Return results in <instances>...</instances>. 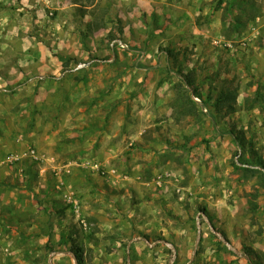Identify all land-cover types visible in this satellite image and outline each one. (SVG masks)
<instances>
[{
  "label": "rangeland",
  "instance_id": "rangeland-1",
  "mask_svg": "<svg viewBox=\"0 0 264 264\" xmlns=\"http://www.w3.org/2000/svg\"><path fill=\"white\" fill-rule=\"evenodd\" d=\"M32 1L0 0V264L49 256L44 230L73 264H264V0H156L124 51L126 7ZM81 27L109 49L38 70Z\"/></svg>",
  "mask_w": 264,
  "mask_h": 264
},
{
  "label": "crops",
  "instance_id": "crops-1",
  "mask_svg": "<svg viewBox=\"0 0 264 264\" xmlns=\"http://www.w3.org/2000/svg\"><path fill=\"white\" fill-rule=\"evenodd\" d=\"M37 1L40 2L41 4H43L41 0H37ZM49 1H51V0H49ZM65 1L68 3L70 8H75V7L81 8V7H83V8H90L91 9L92 7H95L97 2H101L104 6L111 7L113 9H114L115 5L122 6L123 10L126 7L127 11H129L128 13L132 16H135V18H136L134 21L133 27L130 28V26H128L127 23H125V24L123 23L122 26L124 25V27L121 31L118 30L117 33L113 31L114 33H112V34H116V38L113 39L112 41L120 39L124 43L127 44V47L133 46V47H137L139 49L143 48L147 44H150V42H151V35H150L151 32L149 29V24L151 22V15L153 14V11L151 10V5L153 2L155 3L156 0H95V2L90 3V4H87V2L85 0H63V2H65ZM21 2H24L25 5L28 6V8H33V7L38 6L32 0H21ZM83 4H86V5H83ZM42 11H43V9L40 10L39 13H41ZM111 28L114 29L113 27H111ZM111 28L103 27V28H99L97 30L95 29L91 33L89 31H85V29L83 27H81V29L78 28L79 31L82 30V32H80V34H76V36L70 37L69 39H66L65 37H63V39H61L59 37L58 39H60V41L59 42L53 41L51 44V47L52 46L56 47V49H58V52H60L58 54L62 55L65 58L64 61L69 62L71 64V67H72V66L78 64V62H81V61L87 59L86 55L87 54L89 55V52L91 54H94V52L99 53V52L108 50L109 49V48H107L108 44L105 45L107 49L102 50L100 48V46H103V42L99 41L100 40L99 37L101 35L103 36V34L105 33V31H107V29L110 30ZM86 30H87V28H86ZM96 32H97V34H95ZM122 34L124 36L123 39L121 38ZM107 35H108V33H107ZM81 37H85V39H83ZM54 38H55V40H57L56 37H54ZM91 38H93V39H91ZM102 38L103 37H101V39ZM95 41H96V43H95ZM110 46L112 47V45H110ZM116 46H119V45H116ZM38 47H39V51L41 53H43V58L46 59V60H44L40 57V61L42 64H40L38 66V70H40L43 73L45 71H48L49 73L51 72V74H54L55 76L64 75V72L66 69V68L65 69L63 68L64 61L60 60L57 55L53 54V52L50 49V46L47 45L46 43L41 41L38 43ZM121 48L122 47L119 46L118 50L125 49V48H122V49ZM122 51H124V50H122ZM84 54H85V59H84ZM153 86H154L153 88L156 89V87H157L156 81H154ZM149 88H151V86H149ZM9 124L12 126V124H13L12 121L9 122ZM1 130L3 131V127H0V131ZM11 130L13 131L12 128H11ZM3 138L4 137L1 138L2 142H3ZM10 138H11V135L9 136V139ZM10 145H11V143H10ZM16 145L18 146V144H16ZM11 148H13L12 145H11ZM68 197H71V199H73V196L68 195ZM68 199H70V198H68ZM39 202H38L39 205H41V201H39ZM8 204L11 205L10 207H12V209H13L14 206H16L18 208V206L20 205V202L18 201V199L12 200V201H9L8 199L3 200V205H2L3 207L8 206ZM10 207H8V209ZM0 218H2V215H0ZM22 219L28 221V219H26V218H20L19 221L22 222L21 221ZM2 220L4 221V219H2ZM37 220H38V218H37ZM29 221L32 222L35 220H33V218H32V219H29ZM229 222L231 224H239L240 220L236 217L235 219H233L232 221H229ZM36 226L37 225L34 224L31 227V229L37 228ZM44 231L41 232L40 236L37 239H40V240L44 239V240H42V242L44 241L47 243V244L45 243L46 244L45 247L48 249L53 248V250L50 251L47 249L51 253L49 254V256H45V257L41 258V260L33 258L34 261L32 264H73L74 258H72L71 256L66 258L65 254H62L60 251H57L54 243H51L49 241L50 238L55 236V235L52 234L53 236H51V233H50L51 231L49 232V230H47V231L44 230ZM38 232L39 231H37V229H35V232L30 231L29 235H23V236H27V237L32 236L34 238V236L37 235ZM0 234H1V232H0ZM230 236H232L230 233H228L227 235L225 234V237L227 238L228 241H229V239L232 238ZM230 241L232 242L233 240H230ZM226 244L229 246V248L234 249L233 251H236L235 247H232L228 243H226ZM1 247L2 246L0 245V249H1ZM63 247L64 246H62V248ZM46 248H44V250H46ZM5 249H6L5 241H3V250H5ZM31 252L33 253L32 256H34V257H38L41 254L44 255L43 251H38V250L32 251V250H30L29 253H31ZM60 255H63L65 258L63 256L61 257ZM9 259L15 260L14 258H11V257ZM0 260H1V258H0Z\"/></svg>",
  "mask_w": 264,
  "mask_h": 264
},
{
  "label": "built area",
  "instance_id": "built-area-1",
  "mask_svg": "<svg viewBox=\"0 0 264 264\" xmlns=\"http://www.w3.org/2000/svg\"><path fill=\"white\" fill-rule=\"evenodd\" d=\"M114 43H117L120 47H122V48H126L127 47V44L126 43H124L122 40H120V39H117V40H115L113 43H112V45H114ZM95 61H93V62H84V63H80L79 65H77L76 67H75V70H80V69H83L84 67H86V66H88V65H91V64H93ZM29 153H32L33 154V156H36L37 155V158H40V154H38V152H36L34 149H31L30 151H29ZM37 153V154H36ZM244 166L245 167H251V165H248V164H244ZM252 167H254V166H252ZM255 168H257V167H255ZM72 196V195H71ZM68 198H70L69 199V201L70 202H74V204H76L77 205V201L76 200H74V199H71V197H68ZM151 246H152V244H150Z\"/></svg>",
  "mask_w": 264,
  "mask_h": 264
},
{
  "label": "trees",
  "instance_id": "trees-1",
  "mask_svg": "<svg viewBox=\"0 0 264 264\" xmlns=\"http://www.w3.org/2000/svg\"><path fill=\"white\" fill-rule=\"evenodd\" d=\"M57 56L59 57L60 60H62V61L65 60V58L62 55L57 54ZM244 163L248 164V165H251V167H245L247 170H251V171H258L259 170V169L255 168V167L259 166V165L256 166L255 164L250 163V162H244ZM252 166H254V167H252Z\"/></svg>",
  "mask_w": 264,
  "mask_h": 264
}]
</instances>
